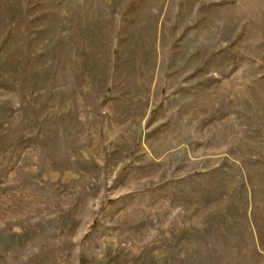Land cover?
Returning <instances> with one entry per match:
<instances>
[{"label": "rangeland", "instance_id": "374dc122", "mask_svg": "<svg viewBox=\"0 0 264 264\" xmlns=\"http://www.w3.org/2000/svg\"><path fill=\"white\" fill-rule=\"evenodd\" d=\"M0 264H264V0H0Z\"/></svg>", "mask_w": 264, "mask_h": 264}]
</instances>
